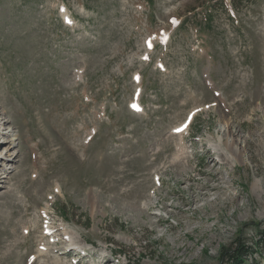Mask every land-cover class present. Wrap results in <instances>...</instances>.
Here are the masks:
<instances>
[{"label":"rangeland","instance_id":"rangeland-1","mask_svg":"<svg viewBox=\"0 0 264 264\" xmlns=\"http://www.w3.org/2000/svg\"><path fill=\"white\" fill-rule=\"evenodd\" d=\"M0 110V264H264V0H0Z\"/></svg>","mask_w":264,"mask_h":264},{"label":"bare ground","instance_id":"bare-ground-1","mask_svg":"<svg viewBox=\"0 0 264 264\" xmlns=\"http://www.w3.org/2000/svg\"><path fill=\"white\" fill-rule=\"evenodd\" d=\"M0 113H2L1 112V110H0ZM0 121L2 122L3 121V123H0V136H4V134H5V132H3V129H2V126H3V124L5 123V121L3 120V118L2 117H0ZM187 126V124H182L181 126H179V127H176L174 130H173V134H179V137L181 138L182 136H181V133L184 131V130H186V129H184V127H186ZM184 129V130H183ZM9 133V131L7 132L6 131V134H8ZM173 135H170V137H172ZM4 141H2V140H0V149H1V144L3 143ZM9 144H8V146H6L5 148H3V151H4V153H3V151L1 152V150H0V161H4V162H6V163H8L7 165H6V169L4 170L5 172L3 173V177H5L6 179L8 178V176L10 175V173L11 172H9V170L12 168L13 169V167H11V164L14 162V159L16 158V156H17V154H15L14 155V153H10V151H9V147H11L12 146V141H10V142H8ZM217 151H218V149H216ZM219 158H223V159H225L226 160V157L223 155V154H221L220 153V157ZM185 160H187V156L184 154V155H179V154H177L176 156H174L173 157V159H172V165L173 166H180V165H182V166H184L185 165V163H184V161ZM186 162V161H185ZM185 167H186V165H185ZM208 167L209 168H211L212 170H214L215 172H214V174H209L208 175V177L201 183V185L199 186V190L200 191H202L203 193H201V197H204V196H208L209 195V192H213V195H214V197L213 198H210L209 199V202L210 201H214V202H217V200H218V195L220 194V192H222L223 190H224V186L221 184V181H220V177H219V175H220V173L216 170V168H215V165H214V162H211V161H209L208 162ZM207 167V168H208ZM0 188H1V185H0ZM211 195H212V193H211ZM208 197H210V196H208ZM207 197V198H208ZM220 199V198H219ZM232 197L231 198H229L227 201H225V208L227 207V206H229L230 204H232ZM208 202V201H207ZM208 202V203H209ZM145 206H147V205H145ZM149 206V205H148ZM147 206V207H148ZM213 207V206H212ZM139 209V208H138ZM141 210V209H140ZM45 230H49L50 231V236L54 233L53 231L55 230H52V227H50V225L48 226H46L45 227ZM82 251H84V252H87L84 248L82 249ZM79 252H81V251H79ZM81 254H83V253H81ZM83 256V255H82ZM107 254L106 253H104L103 254V259H102V262L104 263V262H107ZM117 262V261H116Z\"/></svg>","mask_w":264,"mask_h":264},{"label":"trees","instance_id":"trees-1","mask_svg":"<svg viewBox=\"0 0 264 264\" xmlns=\"http://www.w3.org/2000/svg\"><path fill=\"white\" fill-rule=\"evenodd\" d=\"M230 1L234 5H238L244 3L252 4L255 3L257 0H230ZM252 254L253 252L250 246L242 242V238L238 236L235 240V243L232 246L222 249L220 254V260H224L228 264H247L248 256L251 257Z\"/></svg>","mask_w":264,"mask_h":264}]
</instances>
